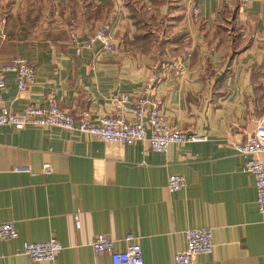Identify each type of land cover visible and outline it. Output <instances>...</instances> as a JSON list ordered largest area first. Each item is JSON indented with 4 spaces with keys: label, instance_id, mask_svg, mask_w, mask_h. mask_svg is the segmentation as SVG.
<instances>
[{
    "label": "crops",
    "instance_id": "0c3cea01",
    "mask_svg": "<svg viewBox=\"0 0 264 264\" xmlns=\"http://www.w3.org/2000/svg\"><path fill=\"white\" fill-rule=\"evenodd\" d=\"M106 23L115 50L76 57L69 33L85 38ZM15 57L34 66L35 81L20 91L7 73L0 110L55 102L95 122L156 76L149 99L171 126L206 141L156 152L145 141L0 127V223L18 233L0 241V264H110L91 241L104 235L121 251L129 234L144 264H171L185 231L201 228L212 230L213 248L195 264H264V215L233 147L264 122L261 0L242 8L223 0H0V66ZM169 175H183L185 186L170 193ZM51 239L62 248L51 262L21 252L23 242Z\"/></svg>",
    "mask_w": 264,
    "mask_h": 264
},
{
    "label": "built area",
    "instance_id": "2783aa9c",
    "mask_svg": "<svg viewBox=\"0 0 264 264\" xmlns=\"http://www.w3.org/2000/svg\"><path fill=\"white\" fill-rule=\"evenodd\" d=\"M242 8L249 0H223ZM264 6V0H261ZM194 15L198 10L191 7ZM73 54L78 57L84 51L97 47V52H113L116 47L111 34V26L101 25L83 38L77 31L68 35ZM13 73L17 89H29L35 81V68L21 57L10 59L0 66V90L5 88V75ZM157 82L156 76L149 78L141 94L120 95L115 101V109L91 122L87 115L76 119L71 113L60 108L55 102L48 106H27L17 114L9 109L0 110V127L20 130L28 126L54 127L87 134L94 141L135 145L145 141L152 151L166 152L171 144L198 143L206 137L188 134L173 127L160 113L159 105L149 99L150 92ZM235 151L244 159L243 171L254 179L256 206L264 215V122L256 126L251 136L245 141L234 142ZM44 174L50 173L49 164L42 167ZM183 175H169L167 190L170 193L180 191L185 186ZM78 224V215H75ZM184 248L177 252L171 264H195L196 257L212 251V230L209 228L188 229L184 233ZM18 233L13 223H0V241L16 240ZM123 250L114 249V241L104 235H97L91 241L95 255L107 254L110 264H144L141 245L132 235H126ZM61 245L54 239L42 242H23L21 252L32 261L51 262L61 251Z\"/></svg>",
    "mask_w": 264,
    "mask_h": 264
}]
</instances>
